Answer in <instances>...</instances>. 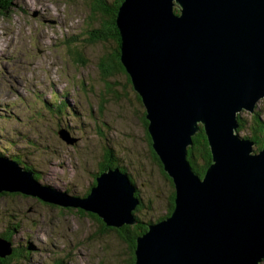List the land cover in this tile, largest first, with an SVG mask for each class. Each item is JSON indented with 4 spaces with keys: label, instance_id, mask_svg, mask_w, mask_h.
<instances>
[{
    "label": "water",
    "instance_id": "obj_1",
    "mask_svg": "<svg viewBox=\"0 0 264 264\" xmlns=\"http://www.w3.org/2000/svg\"><path fill=\"white\" fill-rule=\"evenodd\" d=\"M177 6L178 12H174ZM115 23L120 62L140 97L151 147L174 186L166 217L136 237L134 264H258L264 257V141L241 136L238 116L264 98V0H123ZM203 129L211 162L200 176L187 157ZM68 144L67 130L57 131ZM136 185L119 167L84 196L43 185L0 156V193L136 223ZM0 236V258L12 252Z\"/></svg>",
    "mask_w": 264,
    "mask_h": 264
},
{
    "label": "rangeland",
    "instance_id": "obj_2",
    "mask_svg": "<svg viewBox=\"0 0 264 264\" xmlns=\"http://www.w3.org/2000/svg\"><path fill=\"white\" fill-rule=\"evenodd\" d=\"M93 5L94 0H14L7 12L0 11V154L16 155L43 185L83 196L111 148L139 192L142 206L135 214L154 222L167 212L170 178L151 159L144 108L126 73L112 68L107 74L100 65L105 58L108 66L115 43L90 40L89 30L104 19ZM257 108L264 110L262 99ZM60 129L75 143L59 138ZM8 229L12 245L29 252L14 264L130 260L127 243L115 231L76 208L37 197L0 193V233Z\"/></svg>",
    "mask_w": 264,
    "mask_h": 264
},
{
    "label": "trees",
    "instance_id": "obj_3",
    "mask_svg": "<svg viewBox=\"0 0 264 264\" xmlns=\"http://www.w3.org/2000/svg\"><path fill=\"white\" fill-rule=\"evenodd\" d=\"M13 1L14 0H0V11L1 12H7L11 8V6L13 5ZM111 1L112 2L108 5L106 0H94L93 11L100 13L104 17V19L101 21V25L98 28H92L89 30V31L94 32V34H92L93 38H90V40H95V39H100V38L102 40H109L110 39V40H112V42L115 43L114 51L109 52L110 58H109L108 66L106 65L107 59L102 58L101 62H100V65L102 67H104L105 72L107 74L110 73V69H112V68H115V69H118L119 71L125 72V70H124V68L120 62V59H119V55H120L119 49H120L121 40H120V35H119L118 29H117V26L115 23L117 8L119 7V5L121 4V2L123 0H111ZM105 6L108 7V9L105 8ZM173 10H174V12L177 13L178 12L177 6H175ZM126 77H127V80L130 82V79H129V76L127 75V73H126ZM130 84H131V82H130ZM136 97L140 101V97L137 95V93H136ZM262 101L264 102V98H262ZM51 107H53V106L51 105ZM143 111H142L141 120H142V124H143L144 130H145V137H146V140H147V143L149 146V152H150L151 159L159 167L160 171L163 174H165L158 156L155 154V152L153 151V149L151 147L150 137H149L147 130H146L147 121L145 119ZM237 116H238V127H237L238 133L240 131H245L246 133L243 136L251 139L254 142V146H253L254 150L258 151L262 147L263 141H264V110H262V108L261 109L257 108L253 113L249 114L248 117L241 116L239 113L237 114ZM187 151H188L187 157H188L190 164L193 167V170L197 174L202 176L204 174L206 167L211 162V157H210V150H209V146L207 143V139H206L205 133L201 127H200L199 131L196 132L192 136V145L187 148ZM113 154L114 153L111 150V148L107 147V149L104 151L103 159L100 161L97 170L93 173V178H92L90 186L94 184L95 177L97 176V174H99L100 172H102L108 168L119 167L122 171L126 172L125 168L120 166L119 163L116 162ZM0 156H4V155L0 154ZM7 157L18 162L23 168L32 170L35 178L38 179V177L35 175L34 170L31 169V167H27V166L23 165V163L20 161V159H18V157L16 155L11 154ZM197 160H200V162L198 163ZM129 177H130V175H129ZM130 179H131V177H130ZM131 181H132V179H131ZM168 181H169L170 186H171V193L169 195L168 202H167V212L164 215L157 218L156 221L166 217L167 215H169L173 209L174 194H175L174 192L175 191H174V186H173L172 180L169 179ZM88 191H89V188L87 189V191L84 195H86L88 193ZM1 194H7V193L2 192ZM8 194H14V193H8ZM135 196H137V198L139 200V203L134 210L136 223L133 225L125 224V225L121 226V228H114V227L106 226L96 214H93L91 212H87V211H84L82 209L76 208L77 211H79L81 213H86L90 217L97 220L104 230L115 231L116 234L127 243V246H128L127 248L129 249V253H130V260H129L128 264H134V261H135L134 250H135V246H136V240H135L136 237L141 235L142 233H144L147 229V224L150 223V221H148V222H146L145 220L143 221V219L139 218L135 214V212H138L142 206L140 198H139L138 190H136ZM52 205H54V204H52ZM66 208H73V207H66ZM12 231H10L9 229L7 231H3L0 233V236L4 237L5 239L12 242V238H11ZM12 249L13 250H12L10 255L5 256L4 258H0V264H14L13 262L16 258L27 257V255L29 254V252H27L26 250H24L23 248H20L18 246H13ZM57 264H60V263H57Z\"/></svg>",
    "mask_w": 264,
    "mask_h": 264
},
{
    "label": "bare ground",
    "instance_id": "obj_4",
    "mask_svg": "<svg viewBox=\"0 0 264 264\" xmlns=\"http://www.w3.org/2000/svg\"><path fill=\"white\" fill-rule=\"evenodd\" d=\"M67 135H68V138L71 139V142H70L69 144H73V143L76 141L75 137L71 136V134H70L68 131H67ZM44 175H45V174H44ZM135 192H136V190H135ZM135 192H134V195H135ZM135 197H137V196H135ZM157 221H158V220H157ZM263 258H264V257H262V259H263ZM262 259H261V260H262ZM261 260H260V261H261ZM260 261H259V262H260ZM259 262H258V263H259Z\"/></svg>",
    "mask_w": 264,
    "mask_h": 264
}]
</instances>
